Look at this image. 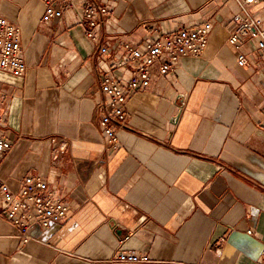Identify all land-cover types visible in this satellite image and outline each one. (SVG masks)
<instances>
[{
    "label": "crops",
    "instance_id": "crops-1",
    "mask_svg": "<svg viewBox=\"0 0 264 264\" xmlns=\"http://www.w3.org/2000/svg\"><path fill=\"white\" fill-rule=\"evenodd\" d=\"M98 1L110 10L109 54L86 38L79 5L44 21L42 0H0V15L20 28L26 66L21 76L0 71V134L12 144L0 178L17 193L40 175L70 206L64 223L32 224L26 242L0 216V264H261L264 67L258 51L228 43L238 4ZM205 22L202 54L165 74L155 64L129 98L112 150L96 105L105 74L131 76L121 43ZM53 138L67 142L58 155ZM119 251L146 260L114 261Z\"/></svg>",
    "mask_w": 264,
    "mask_h": 264
},
{
    "label": "built area",
    "instance_id": "built-area-1",
    "mask_svg": "<svg viewBox=\"0 0 264 264\" xmlns=\"http://www.w3.org/2000/svg\"><path fill=\"white\" fill-rule=\"evenodd\" d=\"M235 1L239 11L233 17L235 28L228 37V43L237 51L242 46L258 51L263 58L264 67V0ZM42 2L45 4L44 21L60 18L66 10L79 5L80 20L87 27L84 32L86 38L94 43L100 54H109L116 50L115 40L110 37V10L106 5L98 0ZM151 29L158 31L155 27ZM210 29L211 24L205 22L190 27L182 26L172 31H161L140 44L121 43L123 55L135 63L131 76L122 83L114 74H105L99 82L101 99L96 105L98 124L112 150L118 147V131L127 123V102L137 91L148 86L151 68L158 64L159 72L165 74L178 60L200 56L208 44ZM116 63L121 65L122 60H116ZM237 64L240 67L247 65L245 56L240 52L237 55ZM25 70L20 28L0 15V71L21 76ZM261 123L264 129V106ZM52 141L55 155L63 152L67 146L63 138H53ZM11 147V142L0 134V161ZM69 212V204L58 197L40 175H28L17 193L0 178V216L19 230V236L24 242L28 240L27 232L32 224L38 223L43 228L55 223L61 224L68 219ZM261 255V264H264V249ZM113 260L134 263L145 261L146 257L119 251Z\"/></svg>",
    "mask_w": 264,
    "mask_h": 264
},
{
    "label": "water",
    "instance_id": "water-1",
    "mask_svg": "<svg viewBox=\"0 0 264 264\" xmlns=\"http://www.w3.org/2000/svg\"><path fill=\"white\" fill-rule=\"evenodd\" d=\"M118 234H120V232H117Z\"/></svg>",
    "mask_w": 264,
    "mask_h": 264
}]
</instances>
